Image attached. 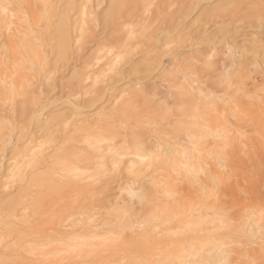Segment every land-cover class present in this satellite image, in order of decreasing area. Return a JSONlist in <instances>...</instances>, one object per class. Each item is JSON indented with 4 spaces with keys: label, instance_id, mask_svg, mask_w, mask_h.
Listing matches in <instances>:
<instances>
[{
    "label": "bare ground",
    "instance_id": "bare-ground-1",
    "mask_svg": "<svg viewBox=\"0 0 264 264\" xmlns=\"http://www.w3.org/2000/svg\"><path fill=\"white\" fill-rule=\"evenodd\" d=\"M199 3L0 0V264H264V123L253 109L264 88L253 103L244 87V72H264V0L218 10L259 28L224 45L242 81L234 100L228 71L217 94L195 61L176 60L194 45L186 17ZM58 72H72L68 86ZM157 76L176 112L146 91ZM57 86L59 103L48 96ZM112 174L128 180L110 203Z\"/></svg>",
    "mask_w": 264,
    "mask_h": 264
},
{
    "label": "rangeland",
    "instance_id": "rangeland-1",
    "mask_svg": "<svg viewBox=\"0 0 264 264\" xmlns=\"http://www.w3.org/2000/svg\"><path fill=\"white\" fill-rule=\"evenodd\" d=\"M220 4H222V0H200V3H199L200 6H198V8H196L194 10H191V12L186 17L187 20L186 19L185 20L190 24L188 26V29L191 31V35L193 37L192 38V41L194 42V45L191 48H188V51L186 50V52L183 54L184 56L183 55L182 56L181 55L180 56H177L176 57V60L178 61V58H180L179 60H181V62H183V63H185V62L186 63L187 62L188 63H192L193 62L192 64H194L196 62L195 63L196 65L195 64L192 65V66H194L193 68H196L197 67L196 70L199 68L196 73L199 74L202 77V80H205L204 82L207 84L208 90L209 91H212L213 93L215 92L217 94H218L217 91L219 90V87H218L217 83H218L219 80L221 81L223 79L221 77H223V76L226 75V73L224 74V72H227L228 71L227 72L228 75H226V77L223 80H225V79L227 81L229 80L228 82L230 83V86L228 87V89L226 91H228L227 93H228V95L231 96V98L234 97L233 98V100H234L241 93V92L238 93V91L236 89H239V88L241 89V83H242V81L239 78L240 72L237 73L236 71H233L235 67L232 66L233 65L232 63L230 64V62H231L230 61L231 60L230 59L231 54H230V52L228 53L227 51L224 50L225 49L224 48V45L228 42L229 44H233L235 47H238L239 46L238 45L239 42L238 43H235V42H237L238 39H241V38H243V36H246V35L247 36H250L252 33H255L254 30L256 31V33H258L259 32V28L260 29L263 28L262 30H264V26L263 25L260 26L258 28V30H257L256 29L257 27H254V26H249V27L248 26L247 27L244 26V25H246L244 22H240V20L238 21L235 18H234V20L232 18L230 20V19H228L229 16H227L228 17L227 18L226 16L222 15V13H220V11H218L219 8H220ZM204 9H207V13H202L201 14L202 10H204ZM216 15H218V16H216ZM222 16H223V18H222ZM223 20H225V21H223ZM240 25H241V27H240ZM198 29H199V31H198ZM196 41L198 42L199 49H197L198 46H197V44H195ZM213 48H216L219 51L218 52L219 54L215 55L214 57H211V59L208 61V63L210 62L209 64L208 63H204L203 60H202V58H203L202 56H204V54L206 52L211 51V49H213ZM197 56H199V57H197ZM198 58H200V59L198 60ZM75 59L73 58V61ZM163 59L165 60V59H167V57H163ZM192 59H193V61H192ZM246 60H248V59H246ZM73 61L71 59V62H73ZM249 61H250V59H249ZM77 62L78 61H76V63ZM165 62L169 65V62L167 60H165ZM249 63L250 62L246 61V64H249ZM246 67H247V69L248 68L250 69V65L249 66H246ZM225 69H227V70L225 71ZM67 73L68 72H62V73L61 72H58L56 74V76H57V82L58 83H63V86H68L70 84L69 81H71L70 80L71 78L69 76H71L70 74L72 72H69L70 74L69 73L67 74ZM244 73H246V74H244V77L246 78L245 79V83L246 82L248 83V85L246 83V85L244 87H246L248 89V95H251V94L253 95L255 93L253 95V98L251 99V102L256 103V102H258V100L257 99L255 100V98L256 97L258 98L259 95H260V93L258 92V90L260 89L259 91L262 90L261 92H263V88H264V85H263L264 84V72H257V70H254V72H253L251 70V71H248V73L247 72H244ZM174 74H176V72H174ZM247 74H248L249 77L247 76ZM172 75H173V73H172ZM177 75H173V76L176 77ZM221 75H223V76H221ZM158 76H157L156 80H154V78H153V80L156 81L155 83L157 85L154 84L153 80L150 81L148 78H146L148 80H146L144 78L146 81H148L146 83L147 84L146 91L147 92L148 91L149 92L150 91L152 92V90L155 89L153 91L159 93L158 96L168 97V101H169L168 106H169V108L171 110L172 109L175 110V106L178 105V102H177V99H176V94L174 93V91L172 89L167 88V86H165L166 84L165 85L159 84V82L157 81L159 79ZM38 79H39L38 77H35V79H34V81H35L36 84L39 82ZM126 79H125V81H126ZM144 79H142V81ZM176 79H179V77H177ZM259 79H260V82H259ZM176 81H179V80H176ZM252 81H253V83L255 82L256 85H258V83H259V85H258L257 88H252L251 87V82ZM239 85H240V87H239ZM236 86H237V88H236ZM60 89H61V87L60 86H57L55 89L51 90L52 91L51 94L48 95L49 97H51V100L52 101H55V103H59L62 99H64V97H60V94H58V91ZM234 89H235V91H234ZM255 90L257 92H254ZM168 91H170L169 94L167 93ZM149 92H148V94L150 95L151 92L150 93ZM257 93L259 94L258 96H256ZM235 95H237V96H235ZM150 96H152V95H150ZM149 98H150L151 102L153 101V102L156 103L157 98H155V97H149ZM174 102H175V104H174ZM176 107H177V109L179 108V106H176ZM218 108H220V107H218ZM253 109L255 110V113L260 111V117L259 118L262 121V123H264V104H261V108H260V106L255 105V107ZM176 110H175V112H176ZM223 112H222V114H223ZM224 115L226 117V123L228 122L227 123V126L229 127V125L232 124L231 127H233L234 126V123H232L233 120L231 121L232 117L228 113H226V110L224 112ZM168 124H170V125H168ZM172 124L171 123H166V125L164 124L165 125L164 126L165 127V130L170 131L172 129V127H173ZM240 126H241V128H243L242 130H243V132L245 133L246 136L249 133H251V126L246 125V124H243V125L240 124ZM15 131L16 130H14V132ZM260 131L261 132L262 131L264 132V126L260 127ZM181 141H182V139H181ZM114 175H115V178L116 179L113 177ZM123 175L122 174L121 175L120 174L119 175L112 174V176L110 178V182H111V186L113 187V189H112V187L110 185H109V187H110V189L113 190L111 192H114V193H112V194L110 193L112 196L109 194V196L107 198L109 201L110 200L116 201L115 199L118 198V195L115 194L116 193L115 191H117V189L114 188V187H116V185H114V184L116 183L117 185H119L118 183H123V182L125 183V181L127 182L128 178L125 175L124 176ZM116 176L117 177L119 176L118 177L119 180H118V178ZM110 182H109V184H110ZM232 186H231L230 190H231V192L234 190L233 191V194L237 197V199H236V197L234 196V198L236 199L235 201H238V202H239V200L242 201L243 198H245V197L248 196L247 193L244 192V189L246 188L245 182H242L240 179H238L235 183L234 182L232 183ZM112 202L110 201V203H112ZM232 207H234V209H235V205H233Z\"/></svg>",
    "mask_w": 264,
    "mask_h": 264
}]
</instances>
